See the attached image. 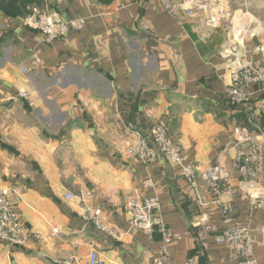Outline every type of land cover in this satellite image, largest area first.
Returning <instances> with one entry per match:
<instances>
[{
    "label": "crops",
    "instance_id": "obj_1",
    "mask_svg": "<svg viewBox=\"0 0 264 264\" xmlns=\"http://www.w3.org/2000/svg\"><path fill=\"white\" fill-rule=\"evenodd\" d=\"M32 5L82 27L39 43L24 22ZM250 62L264 68V0H211L194 16L170 13L160 0H0V188L24 225L21 245L0 239V264H87L92 249L101 264H156L161 235L133 229L126 212L128 199L152 195L180 235L166 247L167 264L200 256L233 264L214 235L242 222L264 264V176L231 169L235 142L253 129L249 111L264 142L261 92L248 110L226 100L235 69ZM158 121L184 162L198 166L203 202L212 201L208 182L226 176L220 202L204 207L215 228L208 237L194 223L181 167L161 154L143 165L126 152ZM87 208L101 210L105 229L84 219Z\"/></svg>",
    "mask_w": 264,
    "mask_h": 264
},
{
    "label": "built area",
    "instance_id": "obj_2",
    "mask_svg": "<svg viewBox=\"0 0 264 264\" xmlns=\"http://www.w3.org/2000/svg\"><path fill=\"white\" fill-rule=\"evenodd\" d=\"M155 1V0H148ZM164 9L170 13L184 11L186 16H194L198 11L209 8L211 0H160ZM25 25L37 32V42L51 43L63 38L71 28L82 27L81 20L65 19L56 9H40L35 6L24 19ZM236 47H232V52ZM35 64L40 62L38 56L33 54ZM249 67V69H247ZM250 70L252 74H250ZM232 84L226 88L227 103L234 107L246 108L253 93L261 92L260 107H264V68L258 63H245L238 67ZM25 97L26 93L22 92ZM254 114V113H253ZM253 129L259 130V125L252 121ZM254 130L253 138L239 139L235 142V155L231 165L234 171L243 178L249 180L256 179L264 175V143L254 140L256 138ZM129 156L136 159L143 165H153L158 155L161 154L170 162L181 167V175L187 183L189 192L202 206L218 204L222 193V182L220 178L212 179L208 182V189L214 197L210 202H203L198 193L197 173L195 164L185 163L181 148L174 144L167 133L165 124L156 123L151 131L145 135L139 134L135 140L129 142L127 146ZM144 187L151 185L150 179L143 181ZM86 193L85 195H89ZM74 195L68 194L72 199ZM126 212L129 218V225L133 229H140L151 233L157 231L161 235L162 246L160 257L155 260L156 264H167L168 257L166 247L180 238V235L173 233L164 222L161 216L160 202L156 195L143 198H130L126 202ZM222 216L228 217L227 211L221 210ZM83 217L87 221L95 223L98 227L105 229L101 223V210L99 208L85 209ZM204 226L203 236L208 237L215 228L210 218H205L208 222ZM201 226V225H200ZM24 225L19 215L14 209V203L9 198L7 189H0V239L11 245H21L24 240ZM214 240L218 244L225 245L233 253V264H258L253 256L254 240L251 237L249 226L242 223L227 225L220 233L214 235ZM87 264H101L97 252L92 249L88 255ZM185 264H193L191 260Z\"/></svg>",
    "mask_w": 264,
    "mask_h": 264
},
{
    "label": "rangeland",
    "instance_id": "obj_3",
    "mask_svg": "<svg viewBox=\"0 0 264 264\" xmlns=\"http://www.w3.org/2000/svg\"><path fill=\"white\" fill-rule=\"evenodd\" d=\"M33 7H35V5H32V7H30L29 8V10H28V12H27V14L25 15V17L28 15V13L29 12H31V9L33 8ZM25 17H24V19H25ZM64 18V17H63ZM43 43V42H42ZM39 58V57H38ZM40 60V59H39ZM250 63H253V62H250ZM35 65H40V62L38 63V64H35ZM237 69L238 68H236L235 69V71H234V74H233V77H234V75H235V73H236V71H237ZM247 69H249V67L247 68ZM250 74H252V71L250 70ZM233 80V79H232ZM232 80H231V82H230V84H229V86L233 83L232 82ZM251 98H252V95L250 96V100L248 101V103H247V108H249V103L251 102ZM230 105V104H229ZM238 107V106H237ZM243 109H246V108H243ZM250 109V108H249ZM254 113V114H253ZM253 113H251L250 111L248 112V114H251L252 116H254V119H252L251 121H254L255 123H257V121H256V113L255 112H253ZM253 118V117H252ZM160 122H162V123H164L165 124V127H166V129H167V133H168V128H167V125H166V123L164 122V121H158L157 123H160ZM252 123V122H251ZM155 126V125H154ZM153 126V127H154ZM152 127V128H153ZM252 128H253V126H251ZM254 130H255V132H256V138L254 139V140H258V141H260V142H263L261 139H260V137H259V135H258V131L256 130V129H252L251 131H250V134L249 135H247V134H245V136L244 137H240V138H238V140L239 139H244V138H250V139H252L254 136H253V133H254ZM151 131V130H150ZM264 143V142H263ZM174 144H176V143H174ZM177 145V144H176ZM126 152H127V148H126ZM128 154V153H127ZM235 155V154H234ZM165 157V156H164ZM234 157V156H233ZM165 159H167V157H165ZM168 161H169V159H167ZM170 162V161H169ZM171 164H173L172 162H170ZM175 165V164H174ZM197 168H198V166L197 165H195ZM231 169L234 171V169L232 168V165H231ZM235 173H236V175L238 176V177H241L240 175H238L237 174V172L236 171H234ZM262 176H264V175H261V176H258L256 179H252L253 181H255V180H257V179H259L260 177H262ZM225 175L222 173V172H220V174L218 175V178H220V180H221V182H222V185L220 186V188H222V192H223V190L225 189V187H226V183L224 182V180L223 179H225ZM241 178H243V177H241ZM243 179H247V178H243ZM249 180V179H248ZM0 189H4V188H0ZM188 193L190 194V197L194 200V197L192 196V194L188 191ZM198 193H199V195L198 196H200V197H202L201 196V194H200V191H199V186H198ZM212 195V194H211ZM213 196H212V200H213ZM194 202H195V205L197 206V208H198V213H197V216H196V219H195V221H194V223L195 224H197V226H200V225H206L207 223H209V221L208 222H205V218H207L208 216H207V213L205 212V209H204V207L206 208L207 206H202L201 204H199L197 201H195L194 200ZM219 202H220V197H219ZM213 205V204H212ZM222 209H224L223 207H221V209H220V212H221V210ZM225 210L227 211V213H229L228 212V209H226L225 208ZM209 218V217H208Z\"/></svg>",
    "mask_w": 264,
    "mask_h": 264
},
{
    "label": "water",
    "instance_id": "obj_4",
    "mask_svg": "<svg viewBox=\"0 0 264 264\" xmlns=\"http://www.w3.org/2000/svg\"><path fill=\"white\" fill-rule=\"evenodd\" d=\"M49 262L51 264H64V263H60V262H57V261H53L51 259H48ZM198 264H205V257L204 256H200L199 259H198Z\"/></svg>",
    "mask_w": 264,
    "mask_h": 264
}]
</instances>
